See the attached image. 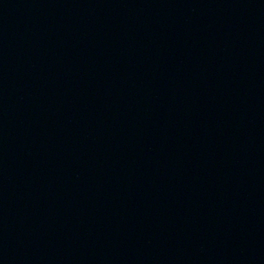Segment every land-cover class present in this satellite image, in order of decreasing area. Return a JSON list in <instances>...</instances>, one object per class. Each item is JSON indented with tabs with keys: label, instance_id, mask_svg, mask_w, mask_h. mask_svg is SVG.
Segmentation results:
<instances>
[{
	"label": "water",
	"instance_id": "1",
	"mask_svg": "<svg viewBox=\"0 0 264 264\" xmlns=\"http://www.w3.org/2000/svg\"><path fill=\"white\" fill-rule=\"evenodd\" d=\"M0 264H264V0H0Z\"/></svg>",
	"mask_w": 264,
	"mask_h": 264
}]
</instances>
